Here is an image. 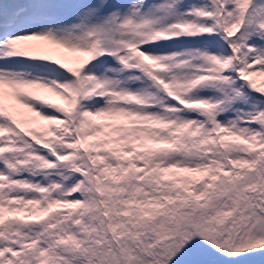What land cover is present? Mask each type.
<instances>
[{"label":"snow or ice","instance_id":"obj_1","mask_svg":"<svg viewBox=\"0 0 264 264\" xmlns=\"http://www.w3.org/2000/svg\"><path fill=\"white\" fill-rule=\"evenodd\" d=\"M0 264H264V0H0Z\"/></svg>","mask_w":264,"mask_h":264}]
</instances>
